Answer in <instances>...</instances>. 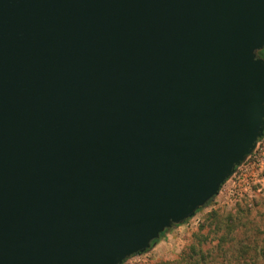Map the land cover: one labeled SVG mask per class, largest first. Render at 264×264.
<instances>
[{"label":"water","instance_id":"obj_1","mask_svg":"<svg viewBox=\"0 0 264 264\" xmlns=\"http://www.w3.org/2000/svg\"><path fill=\"white\" fill-rule=\"evenodd\" d=\"M264 0H0V264H122L264 133Z\"/></svg>","mask_w":264,"mask_h":264},{"label":"trees","instance_id":"obj_2","mask_svg":"<svg viewBox=\"0 0 264 264\" xmlns=\"http://www.w3.org/2000/svg\"><path fill=\"white\" fill-rule=\"evenodd\" d=\"M258 55L264 58V48ZM149 264H264V202L257 216L247 203L230 211L212 208L177 258Z\"/></svg>","mask_w":264,"mask_h":264},{"label":"rangeland","instance_id":"obj_3","mask_svg":"<svg viewBox=\"0 0 264 264\" xmlns=\"http://www.w3.org/2000/svg\"><path fill=\"white\" fill-rule=\"evenodd\" d=\"M243 173L245 174L244 170ZM247 175L249 176V172ZM244 187V185L239 184L235 187L233 180L227 179L210 205L202 208L188 221L168 229L164 236L150 249L130 256L122 264H149L177 258L182 249L191 242L193 233L199 228L200 222L212 208L230 211L234 210L239 204L247 203L253 207V213L257 216V212L263 210L264 183L251 182L248 190Z\"/></svg>","mask_w":264,"mask_h":264},{"label":"built area","instance_id":"obj_4","mask_svg":"<svg viewBox=\"0 0 264 264\" xmlns=\"http://www.w3.org/2000/svg\"><path fill=\"white\" fill-rule=\"evenodd\" d=\"M248 172L249 176L247 175ZM228 179L233 180L235 187H237L238 184L244 185L246 190L250 188L251 182L255 183L257 181L259 183H264V133L258 139L253 152L248 155L244 162L237 166L236 171Z\"/></svg>","mask_w":264,"mask_h":264}]
</instances>
